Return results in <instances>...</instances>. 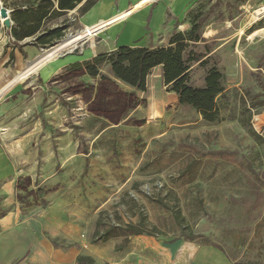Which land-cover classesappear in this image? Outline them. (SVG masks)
Listing matches in <instances>:
<instances>
[{
	"label": "rangeland",
	"instance_id": "374dc122",
	"mask_svg": "<svg viewBox=\"0 0 264 264\" xmlns=\"http://www.w3.org/2000/svg\"><path fill=\"white\" fill-rule=\"evenodd\" d=\"M215 1L156 0L152 35L133 46L167 45L173 33L189 29L191 13L206 12ZM262 5L264 0H221L205 21L203 36L225 75L216 122L179 106L157 71L144 91L115 79L105 65L94 77L62 70L41 80L37 71L8 89L0 97V129L16 166L20 210L27 216L38 212L35 219L50 208L60 210L80 249L107 247L110 261L114 242L122 244L125 237L94 243L96 230L137 223L142 216L146 230L166 241L181 237L174 218L179 211L197 241L221 246L235 263L264 264V108L249 116L242 102L243 96L248 105L251 96L261 95L255 74L264 80V19L256 20L254 10ZM83 29L73 22L58 42ZM104 40L101 31L70 50L99 53ZM202 76L194 64L191 81L200 85ZM40 222L43 239L50 230ZM23 228L28 235L36 226ZM57 243L67 244L61 238ZM28 248L12 264L54 261L48 252L47 260L28 262ZM63 249L62 261L70 264L71 254Z\"/></svg>",
	"mask_w": 264,
	"mask_h": 264
},
{
	"label": "crops",
	"instance_id": "0c3cea01",
	"mask_svg": "<svg viewBox=\"0 0 264 264\" xmlns=\"http://www.w3.org/2000/svg\"><path fill=\"white\" fill-rule=\"evenodd\" d=\"M0 1L5 7L12 9L7 34L13 38L7 40V34L0 35L1 97L8 89L37 71L41 80H48L50 76L62 70L83 72L88 75L84 70H72L71 65L90 60L99 53L110 52L122 45L133 46L134 42L146 34L151 37L150 26L154 19L151 9L156 0H95L93 5L83 13H80L79 9L86 0L60 13L56 12L59 11L58 0ZM148 7L150 9H147ZM42 11L47 13L38 19ZM73 22H79L82 28H85L83 29L84 39L105 31L108 42L104 40L105 42L100 44L101 48L104 47L102 52L96 51L93 54L89 48L83 49L80 53L69 50L61 57L47 58L43 53L38 55V49L49 46L48 42L55 44L59 40L55 35L46 34L48 30L64 27L65 34L71 30ZM157 23L158 20H154V25ZM138 28V34H135L134 30ZM152 71H157L159 82L161 81V84L165 86L162 82L161 66H156ZM149 75L147 88L151 86ZM2 107L3 105L0 106V111ZM2 131L4 130L0 129V264H12L13 260L25 254L23 250L26 245H29L28 262L30 263L47 260V253L50 252L51 257L54 258L52 264H65L62 258L63 248H66V252L71 254L70 264H77L76 257L79 254L92 256L98 264H105L104 262L109 264H235L224 250L212 243L188 240L183 237L164 241L147 234L128 236L126 244L114 242L111 261L110 250L107 247V249L98 248L84 252L80 249L82 243L75 234L70 232L72 226L68 224L60 210L50 208L36 219L33 214L38 212L27 216L20 210L15 200L13 186L16 166L10 156L7 136ZM42 219L50 230L49 234L42 233L43 239L38 228ZM26 224L36 226V229L32 230L33 232L29 230L28 235H25L23 227ZM32 233L36 234V239ZM60 238L67 244L59 245L57 239ZM44 239L45 241H42ZM52 240H55L57 245H54ZM114 241H116L115 237ZM71 243L77 244L76 247L73 248ZM55 258L60 259L57 261Z\"/></svg>",
	"mask_w": 264,
	"mask_h": 264
},
{
	"label": "trees",
	"instance_id": "16d2710c",
	"mask_svg": "<svg viewBox=\"0 0 264 264\" xmlns=\"http://www.w3.org/2000/svg\"><path fill=\"white\" fill-rule=\"evenodd\" d=\"M81 1L58 0L59 11L56 12L60 13L64 9H72ZM220 1L216 0L206 12L198 11L191 13L189 29L185 32L173 33L169 37L167 45H122L110 52L99 53L90 60L74 63L70 68L77 71L84 70L88 75L96 76L99 74L100 68L105 65L107 66L108 73L115 79L135 90L144 91L148 75L153 68L160 65L162 68V82L170 91L175 93L179 106L196 110L204 120L216 122L220 119L217 100L225 91V75L218 66L217 57L212 53L211 46L206 43L203 36V27L205 21L214 9L218 7ZM94 2L95 0H86L79 9L80 13L87 11ZM227 7H230V5H227ZM46 13V11H42L41 15H38L40 16L38 19L46 15ZM218 15V20H222V13ZM63 30L64 27H59L48 30L46 34L55 35L57 39H60L64 35ZM83 39L84 33L77 34L73 38H64L54 46L43 50L42 53L47 58L62 56L63 51L77 47ZM53 44L52 42H48L49 46ZM194 64L203 69L202 83L200 85H195L190 79V71ZM255 79L260 88V94L264 96L263 78L255 74ZM248 95L250 96V94ZM261 95L251 96L248 105L243 96L242 102L249 116H251L252 110L264 108V98H261ZM250 133L255 138H260L252 128L250 129ZM220 153L212 152L213 155ZM250 169L254 171L252 168ZM174 218L183 229L181 237L188 240H196L199 237L191 230L186 232V226L183 224L184 218L179 211L174 212ZM145 226V219L142 216L137 223L111 225L102 232L96 230L93 242H105L110 238L123 235L125 237L124 243L126 244L128 236L140 234L156 236L155 230H146ZM52 243L57 245L55 240H52ZM212 244L222 249L221 246ZM229 259L235 260L233 257H229ZM76 263L97 264L92 256L84 254L77 255Z\"/></svg>",
	"mask_w": 264,
	"mask_h": 264
},
{
	"label": "built area",
	"instance_id": "2783aa9c",
	"mask_svg": "<svg viewBox=\"0 0 264 264\" xmlns=\"http://www.w3.org/2000/svg\"><path fill=\"white\" fill-rule=\"evenodd\" d=\"M2 9L5 10V16H2ZM11 11H12V9H9V8L5 7L3 5V3L0 1V35L1 36L6 35L7 34V29L10 27V25L7 26L5 24V20L9 19V22L11 23V20H10ZM254 13H255V16H256L255 17L256 20H260V19L264 18V5L257 7L254 10ZM6 37H7V40L13 39L10 34H7Z\"/></svg>",
	"mask_w": 264,
	"mask_h": 264
},
{
	"label": "water",
	"instance_id": "95a60500",
	"mask_svg": "<svg viewBox=\"0 0 264 264\" xmlns=\"http://www.w3.org/2000/svg\"><path fill=\"white\" fill-rule=\"evenodd\" d=\"M2 16H5V10L4 9H2ZM10 22H9V19H6L5 20V24L7 25V26H9L10 24H9Z\"/></svg>",
	"mask_w": 264,
	"mask_h": 264
},
{
	"label": "bare ground",
	"instance_id": "6f19581e",
	"mask_svg": "<svg viewBox=\"0 0 264 264\" xmlns=\"http://www.w3.org/2000/svg\"><path fill=\"white\" fill-rule=\"evenodd\" d=\"M80 33H84V30L79 31L77 34H80ZM77 34H75V35H68L66 38H70V37L73 38Z\"/></svg>",
	"mask_w": 264,
	"mask_h": 264
}]
</instances>
